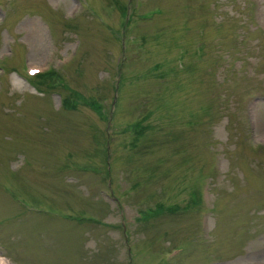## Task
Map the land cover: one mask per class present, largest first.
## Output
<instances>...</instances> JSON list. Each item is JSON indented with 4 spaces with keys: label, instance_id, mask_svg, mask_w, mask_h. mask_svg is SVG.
I'll return each instance as SVG.
<instances>
[{
    "label": "rangeland",
    "instance_id": "rangeland-1",
    "mask_svg": "<svg viewBox=\"0 0 264 264\" xmlns=\"http://www.w3.org/2000/svg\"><path fill=\"white\" fill-rule=\"evenodd\" d=\"M0 264H264V0H0Z\"/></svg>",
    "mask_w": 264,
    "mask_h": 264
},
{
    "label": "trees",
    "instance_id": "trees-1",
    "mask_svg": "<svg viewBox=\"0 0 264 264\" xmlns=\"http://www.w3.org/2000/svg\"><path fill=\"white\" fill-rule=\"evenodd\" d=\"M54 71H51L49 73H45V74H41L39 75L37 78L39 79L40 83H44L47 82L48 78L51 77L50 75H53ZM69 105V104H68ZM195 201V199H194ZM199 202L198 197H196V204ZM168 211H175V210H171V209H167Z\"/></svg>",
    "mask_w": 264,
    "mask_h": 264
}]
</instances>
